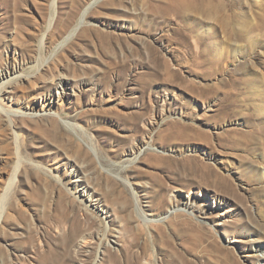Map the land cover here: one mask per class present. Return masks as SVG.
<instances>
[{"label": "rangeland", "instance_id": "374dc122", "mask_svg": "<svg viewBox=\"0 0 264 264\" xmlns=\"http://www.w3.org/2000/svg\"><path fill=\"white\" fill-rule=\"evenodd\" d=\"M0 64V264H264V0H0Z\"/></svg>", "mask_w": 264, "mask_h": 264}, {"label": "bare ground", "instance_id": "6f19581e", "mask_svg": "<svg viewBox=\"0 0 264 264\" xmlns=\"http://www.w3.org/2000/svg\"><path fill=\"white\" fill-rule=\"evenodd\" d=\"M181 1H184V0H181ZM173 13L174 12L172 10H170V9H168L165 6H162V5H157V10L155 11V13H151L152 14L151 15L152 19L155 22L157 21L156 18H158V20H159L160 19L159 15H162L161 18L163 19V22L158 21L159 23H162V24H157L155 26L156 29H160V27L163 25V23H167L164 26V27H167V28H163L164 29L163 32L160 35H158L156 41H159L160 39L165 37V42L170 47L169 50H168L169 55L171 56L170 59L173 62L178 63V62H183L186 59H192L194 57V55H195L194 54L195 50L197 49V50L200 51L201 46L203 45L202 44V40H204L205 37H208L210 39H215L217 37L218 33H221L220 30H213L211 27L205 26L204 24H198L197 28H189V27L177 24L175 15ZM171 24H173L174 26L170 27ZM203 27H205V28H203ZM144 29H145V31H146V33L148 35L149 34L152 35L153 31L156 30V29L153 28V26L147 27V28H144ZM167 30L170 31L172 33V35L165 34V32ZM63 32H65V31H63ZM112 39H114V40L117 39L118 40V38L115 37L113 34H108V35L105 36V40H109L110 41ZM124 43L123 42H119V44L121 45V48L123 50L126 49ZM223 43H225V42H224L223 37H222V41H221L220 45L223 44ZM115 44H116V42H115ZM113 47H114V50H115L116 49L115 46H113ZM203 48L207 50L205 52L202 51L204 54H209L210 53L213 56L222 57L224 59H229L231 57V53L230 52H224V53H220L219 52L218 53L217 51H215V49H216L215 45L212 46L211 48H208V46H206V44L204 43ZM129 50H130V56L138 57L137 61H139V62L141 60H144V59L147 60V61H150V60L158 61V60L162 59L161 55H159V53H158L159 48L157 46H155L154 44H152V43H145V44H142V45H132V44L128 43L126 53H124L123 57L121 59H118V61H121V62L122 61L123 62L127 61L128 58H129V52H128ZM114 54H116V52H114ZM111 64H113V63H111ZM48 70H49V68H48ZM53 72H54V70H53ZM117 73L119 75L120 71H117ZM42 89H43V87H39V88H35L36 91L35 90L34 91L38 93V92L42 91ZM141 93H143V92H141ZM43 99L45 101H47V100L49 101L51 99V95L49 96L48 94H46V96ZM140 106L143 109V111L140 110L141 112H139V113L137 112V116L135 115V119L136 118H142V116H143L142 114L144 112L145 103H141ZM49 118H50V120L52 122L51 123L52 127L57 128L58 127L57 126L58 121H57L56 117L51 116ZM6 149H7L6 150L7 153H10L11 149H10L9 145H7ZM154 153L156 154V152H154ZM18 168H19V166H18ZM14 171H17V169L14 170ZM107 253L105 254L107 257H105V255H104L106 260H109L111 263H114V264H122L119 261V256L117 254H115V252L113 253V252L110 251V252H107ZM130 259L128 258V254H124V264H137L138 261L136 260L137 259L136 256H135L134 260L132 259L133 262ZM182 261L186 262V260H184V259H182ZM185 264H188V263H185Z\"/></svg>", "mask_w": 264, "mask_h": 264}]
</instances>
